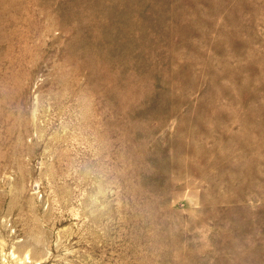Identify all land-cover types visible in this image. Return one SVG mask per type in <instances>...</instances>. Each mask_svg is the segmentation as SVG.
<instances>
[{"label": "rangeland", "instance_id": "obj_1", "mask_svg": "<svg viewBox=\"0 0 264 264\" xmlns=\"http://www.w3.org/2000/svg\"><path fill=\"white\" fill-rule=\"evenodd\" d=\"M0 264H264V0H0Z\"/></svg>", "mask_w": 264, "mask_h": 264}]
</instances>
